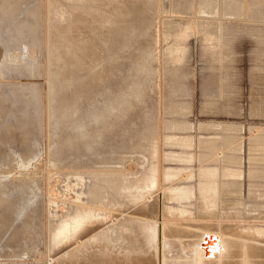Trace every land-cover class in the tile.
<instances>
[{"label": "rangeland", "instance_id": "1", "mask_svg": "<svg viewBox=\"0 0 264 264\" xmlns=\"http://www.w3.org/2000/svg\"><path fill=\"white\" fill-rule=\"evenodd\" d=\"M52 1L0 0V264H57L54 222L73 205L67 199L58 201L61 209L50 203L52 181L54 190L65 189L73 199L74 170L83 171L79 188H85L92 181L87 171L119 165L120 157L130 154L123 148L157 161L159 134L165 132L192 135L193 149L163 140L161 147L192 150L195 157L188 164L195 172L199 164L214 163L198 162L199 137L241 138L243 142L237 141L243 151L235 153L246 160L240 164L244 174L220 176L227 190L220 208L231 216L224 217L233 218L231 222H255L253 214L264 220V0H80L82 5L71 0L69 4L83 14L72 11L66 19L53 14L61 0ZM98 18L108 28L106 34L99 29ZM68 36L79 39L70 44L66 66L59 67L62 63L53 47ZM85 43L92 46L90 52ZM94 53L100 63L92 64L93 73L87 74L86 58L92 59ZM53 66H65L68 81L75 82L63 83L64 92L71 89L69 97H78L65 99L79 104L72 117L66 118L65 108L61 117L55 114L65 101L56 98L64 86ZM182 123L190 128L184 131L178 126ZM213 123L227 125V132L226 126L223 131ZM250 136L255 152L249 151ZM225 149L220 160L229 150ZM127 158H121L125 171L136 172L140 164ZM162 162L181 165L176 160ZM195 177L191 183L196 184ZM193 197L189 202L195 201ZM235 199L237 203L232 202Z\"/></svg>", "mask_w": 264, "mask_h": 264}, {"label": "bare ground", "instance_id": "2", "mask_svg": "<svg viewBox=\"0 0 264 264\" xmlns=\"http://www.w3.org/2000/svg\"><path fill=\"white\" fill-rule=\"evenodd\" d=\"M53 1L52 4H54ZM70 1L71 0H61V3L56 6V13L53 12V14H55V16H61L63 19H66L65 17H72V11L77 12L81 10H77V5L76 7H73L71 4H69ZM77 2H79V4L82 3V1L80 0H77ZM84 5H86V3ZM52 6L54 7V5ZM68 6L69 11L66 10ZM76 12H74V14ZM79 13L80 12L76 13V15H78ZM55 16L54 18L57 17ZM100 21L101 18H98V23ZM53 22L56 23L55 21ZM100 24L101 27L99 29L103 31L105 29L108 30V28L103 25V20ZM72 25H70V27H72ZM122 28L123 26H121L119 30L120 35L123 32ZM58 30H60L58 32H63L61 31V28H59ZM103 34H106V32L104 31ZM58 38L59 37L57 36V40ZM76 38L77 36H68L62 38V40L59 39L60 46L57 45L58 43L54 44L56 40V38H54L53 48H55V51L58 52L55 53L58 54L57 56L59 57L58 64L62 63L61 65H59V67L62 65L66 66L67 61L69 60V56L72 53L70 50L71 48H69L70 44L74 45L79 39ZM81 40L82 39H80L79 41ZM87 41L88 40H86V42ZM87 43H85L86 47ZM73 45H71V47ZM90 46L91 45L88 44V47L86 48L87 52H90ZM105 47L107 48V46H104V48ZM83 48L81 49L85 51V49ZM73 52L75 53L76 51ZM82 54H84V52ZM91 54H88V57ZM92 56L93 55H91L90 57ZM54 59L56 61V58ZM86 60L89 61L88 66H86L87 69L85 68L86 73L92 74V64L97 63V55H95L92 59L86 58ZM97 65L99 66V64ZM65 66L61 68H57L54 66L53 67L55 68V72H57L59 76L64 80L61 81V86L64 82L66 83V85L73 86L75 82L72 83L68 81V76L70 74L69 71H67L68 69L66 70ZM75 77L71 74L72 79H74ZM91 80L93 79L91 78ZM57 86L60 87L59 84ZM65 88L66 87L64 86L63 89H60L62 91L59 92V96L56 94V98L59 100V102L61 101V103L63 102V100L65 101L66 97H69V92L71 93V89H69V86L67 90L68 94L66 93V91L64 92ZM84 92L85 91L83 89L81 93H83L85 96ZM73 98L76 97L70 96L69 100L72 99V101H74L75 99L73 100ZM77 99L78 97L76 98V100ZM64 103L65 105L61 104L59 107L56 106L58 108L57 110L55 109V114L57 117H61L63 115V109L65 108L64 111H68L66 118H69L77 111V107H79V104L75 103L73 104V106L72 103L70 101L67 102V100ZM82 107L83 105L81 106V109ZM62 119L65 118H61L60 121ZM166 122L167 121H165V123ZM170 124L169 125L172 127V129L176 126H173L174 124L172 123ZM166 126L167 123L165 124V129L164 127L162 128L164 131L167 128ZM178 126L183 130L184 128H190V125H188L187 123H182ZM209 126H212V124H209ZM222 126H224V124L219 127L221 128ZM225 126L227 132L228 126ZM179 127L178 129H180ZM215 127H218V125H215ZM172 129L168 128L169 131ZM221 129L223 131L225 130L223 129V127ZM239 129H236L237 132L239 131ZM228 130L231 131V129ZM240 131H242V128ZM219 134L222 135L221 133ZM237 138L239 137H199L196 143L197 147L201 148V153L197 154L198 156L196 157L198 159V162L200 163L204 162L202 160L210 159L213 160L212 162L214 163H198L199 166L196 168L197 172H195V168L193 169V167L188 164V162L195 157L192 150L188 151L181 149L180 151H172L173 149H167V151H165L162 149L163 147H161V140H163V142L168 145L176 144L178 146L187 148L195 144V141L193 140L191 134H175L173 131V133L165 132V134L163 135L159 134V156L157 158V161L153 160V162H149L144 157V155H139L140 157H137L134 154H131L132 150H125V148H123L121 149L122 151L130 154L127 155L123 153L125 155H122L120 157V160H118L119 165H111L110 163H108L104 164L106 165V167L103 166L104 168L102 169L87 171L90 173L88 174L92 178V181L85 188H79V186L81 184L83 185L84 183L83 175L81 174L83 171L81 173H78L76 170L75 173L74 170L73 182L65 179L66 181L71 182L70 184L73 187V192L75 194L73 199L70 198V195L64 192L65 189H63V193L59 192L60 189L59 191L54 190V184L52 181L49 187L51 191V193L49 192L50 203H53L55 206L57 205L59 209H61L62 204H59L58 201L67 199L70 201L68 203L73 205L69 211H65L63 217H61L60 219H56L54 222L56 228L55 248L56 253L58 254L57 264H264V223L258 222L264 220H258L260 218H257V215L255 216L253 214L254 217L252 220H254L255 222H249V219L247 217L246 218L248 219V221H244L243 218H241L243 222H237L238 220H235L236 222H231L233 218L232 220H230L224 217L228 212H224L225 210L221 211L222 208H220V204L222 201L221 196L227 193V190L225 188L226 184L224 182H220V178H223L224 176H226V178L240 176L242 177V175L244 174L242 173L240 164L241 162L246 160H244L243 158V160L240 159L239 154H236L240 149H242L240 152L243 151L244 147H241L243 146L241 145V142H243V140L239 138L241 140L240 142V140L237 141ZM249 139L251 142L249 151H251L250 149H255V143L253 142L254 139H251V136ZM226 146H228L227 148L229 149V152L226 150L227 148L225 149ZM222 147L227 151L226 155H224V152L221 156V160H223L224 163L219 158L221 155L220 153L223 150L220 149ZM191 148L193 149V147ZM257 149L259 150V148ZM255 151L256 150H254V152ZM123 156L130 157L127 158L128 161L132 160L134 162H138V164L141 165H139L140 167L138 166L136 172L125 171V164L121 163V158ZM228 157L229 159L230 157L232 158L231 162H229ZM248 157L249 158H247V160L250 159L251 156L248 155ZM166 159L171 160V162L172 160H176L181 163V165H164L162 161ZM219 161H221L222 163H219ZM241 166L244 165L242 164ZM82 168H85V166L83 165ZM87 172H85L84 175H86ZM195 175H197L196 184L194 182H190L191 177H194V179L196 178ZM54 180L56 181L57 177ZM88 180L89 179H87V181ZM75 187H78L79 190L77 191ZM231 192H233V188H231ZM192 196H195V198L193 197L195 201H191L193 203L192 205L194 206L193 208L189 206L191 203L189 202V199ZM232 202L237 203V200L235 199ZM223 203L221 206H224ZM194 214L196 216L195 218L197 219L198 216L200 217V220H193L192 215ZM233 215L234 216L232 217L236 218V215L238 214ZM226 216H228V218H231V216L229 215ZM216 217L218 219L215 220L214 218ZM255 217L257 219H254ZM259 217H261V215Z\"/></svg>", "mask_w": 264, "mask_h": 264}]
</instances>
